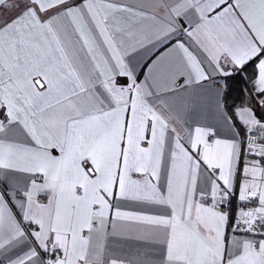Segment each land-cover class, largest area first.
<instances>
[{
	"label": "snow or ice",
	"instance_id": "snow-or-ice-1",
	"mask_svg": "<svg viewBox=\"0 0 264 264\" xmlns=\"http://www.w3.org/2000/svg\"><path fill=\"white\" fill-rule=\"evenodd\" d=\"M0 264H264V0H0Z\"/></svg>",
	"mask_w": 264,
	"mask_h": 264
},
{
	"label": "trees",
	"instance_id": "trees-1",
	"mask_svg": "<svg viewBox=\"0 0 264 264\" xmlns=\"http://www.w3.org/2000/svg\"><path fill=\"white\" fill-rule=\"evenodd\" d=\"M235 95H236V94H235V93H233L232 97H229V101H228L229 103H231V102H232V100L235 98Z\"/></svg>",
	"mask_w": 264,
	"mask_h": 264
}]
</instances>
